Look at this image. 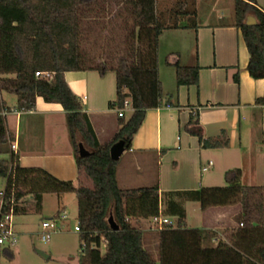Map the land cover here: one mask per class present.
Listing matches in <instances>:
<instances>
[{
	"label": "trees",
	"instance_id": "16d2710c",
	"mask_svg": "<svg viewBox=\"0 0 264 264\" xmlns=\"http://www.w3.org/2000/svg\"><path fill=\"white\" fill-rule=\"evenodd\" d=\"M96 1L0 0V92L14 94L17 110L22 112L31 111L36 98L59 105L65 113L76 167L92 182V188L76 187L43 169L22 168L11 153L9 161L0 160V179L5 183L0 212L27 214V197L39 212L44 195L73 194L77 202L78 264H264V186H241V171L234 169L225 173L223 187L171 191L162 197L158 184L122 190L115 177L117 162L109 157L110 147L119 140L126 150L130 148L148 110L173 106L171 96L163 101L161 95L158 41L164 31L179 29L180 20L193 21L195 0H178V10L169 21L156 15V0H132L136 46L131 57H119L110 67L94 68L101 76L109 70L115 73L116 96L108 108L119 111L126 101L131 108L127 119L118 118L113 139L103 145L98 143L81 101L64 81L65 73L91 70L80 64L78 16ZM246 16H253L256 25H245ZM234 19L248 52V74L254 80H264V12L255 0H234ZM174 66L177 87L198 85L197 67ZM36 73L52 77L44 79ZM255 105L264 114V94ZM184 130L197 137L202 149L228 146L225 132L215 139H204L193 118ZM6 144L0 115V152ZM79 144L89 153L87 157L78 156ZM182 202L198 203L202 210L239 205L237 226L227 232V240L213 246L214 232L186 228ZM158 216L173 218L176 224L156 232L155 260L135 224ZM109 217L118 231L110 229Z\"/></svg>",
	"mask_w": 264,
	"mask_h": 264
},
{
	"label": "crops",
	"instance_id": "0c3cea01",
	"mask_svg": "<svg viewBox=\"0 0 264 264\" xmlns=\"http://www.w3.org/2000/svg\"><path fill=\"white\" fill-rule=\"evenodd\" d=\"M106 1L108 8L111 0ZM255 2L264 12V0ZM225 5H230L232 12L228 13L229 9L223 8ZM91 23L90 30H96L95 21ZM178 25L179 29L164 31L158 41L161 95L163 101L171 96L173 106L146 112L130 148L121 155L115 168L116 182L122 190L158 184L162 197L171 191L214 188L203 186L200 173V168L204 167L200 164L203 154L213 152H222L228 159L239 161L238 166L230 170H240L241 178L248 164L256 177L264 175V114L261 107L255 105L256 99L264 94V80H254L248 74V52L240 31L234 26V0H195L193 21L184 18ZM180 41H186V45L189 41L193 43L192 60L186 64L182 63L179 48L185 45ZM176 46L181 51H176ZM176 63L180 67L198 68L196 87H177ZM94 68L65 73L64 81L81 101L97 141L103 145L113 139L118 128V111L108 108L116 96L115 73L109 70L101 76ZM2 93L8 92H0V115L5 123L7 144L0 152V160L9 161L13 153L22 168H40L58 180L71 181L76 187L92 188L91 180L76 167L63 109L56 104H46L41 98L45 105H40L36 98L31 111H18L17 100L9 107ZM13 110L19 113L14 114ZM130 114L127 108L124 117L127 119ZM191 118L197 122L204 139H215L225 132L228 146L202 149L197 137L184 130ZM183 203L192 202L181 203L188 228V210ZM160 209L164 207L161 205ZM239 213V205L200 209V226L196 229L214 232L216 237L212 244L215 246L217 241L226 240L218 234L219 230L234 229ZM147 222L150 221L140 220L135 224L143 233L145 247L146 233L139 225ZM7 254L12 257L9 251Z\"/></svg>",
	"mask_w": 264,
	"mask_h": 264
},
{
	"label": "rangeland",
	"instance_id": "374dc122",
	"mask_svg": "<svg viewBox=\"0 0 264 264\" xmlns=\"http://www.w3.org/2000/svg\"><path fill=\"white\" fill-rule=\"evenodd\" d=\"M177 1L156 0V15L164 19V21L173 19L174 12L178 10L175 7ZM106 2V0H97L92 5V8L89 7V9L79 13L78 16L80 64L86 68L115 65L119 57H131V53L136 46L132 0H111L108 8L105 7ZM223 8L225 10L229 9L228 13L232 12L230 5H225ZM91 21H95L96 24V30L94 31L90 30ZM186 41H180L185 45L184 48L179 47L182 51L177 46L175 49L176 51H181L183 64H186L188 60H192L191 56L194 50L192 41L187 42L188 45H186ZM2 96L7 106L11 107L15 104L16 97L14 95L2 93ZM38 101L40 105H45L41 99L38 98ZM203 155L200 161L202 166H206L208 162L212 163V166L206 172H202L200 168L203 186H225V172L234 166H238L239 161L228 159L222 152ZM154 164L153 169L156 170V163ZM251 170L248 164L243 177L240 178L241 186L263 185L264 175L256 177L255 173L253 174L254 171ZM4 186V181L0 179V191L3 190ZM25 204L28 213L14 215L12 219L14 231L18 235V244L9 251L12 257L0 247V264H78L80 249L79 235L75 231L77 227V202L75 196L67 194L63 195L62 198H58L55 195H45L42 209L39 212L34 211L32 200L29 197L25 199ZM183 204H186L188 210L187 227L199 228L198 213L201 209L200 206L198 203ZM63 213L66 218L59 219L58 216ZM172 221L176 223L174 219ZM43 222L54 223L58 229L42 230ZM139 228L144 229V233H146V248L152 257L157 260L156 236L154 233L158 230L150 222L139 225ZM228 231V229L219 230L218 234L227 240ZM45 232L51 233L47 242L41 240V234ZM37 251L50 256L49 260H44L40 257ZM101 252H104L103 247H101Z\"/></svg>",
	"mask_w": 264,
	"mask_h": 264
},
{
	"label": "built area",
	"instance_id": "2783aa9c",
	"mask_svg": "<svg viewBox=\"0 0 264 264\" xmlns=\"http://www.w3.org/2000/svg\"><path fill=\"white\" fill-rule=\"evenodd\" d=\"M36 77H40V78H44V79H50L52 77V74L49 73H36L35 74ZM127 108H130V105L128 104V102L126 101L124 103V108L118 111V118L124 117V113L125 110ZM131 110V108H130ZM14 114H18L19 112L16 110L12 111ZM5 114V111L2 113ZM11 149L14 150L15 147L12 145ZM212 166L211 162H208L206 166L202 167L201 171L202 172H206L208 170L209 167ZM3 197V193L0 192V200ZM0 207H1V202H0ZM59 219H65L66 216L65 214H62L60 216H58ZM13 215L11 210L7 213H2L0 212V247L3 249H7V250H12L13 248H15L18 244V236L16 234V232L13 229ZM173 218H169V217H162V216H158V217H153L151 218L150 224L152 226H154L156 228V230H160L162 227L165 226H170V227H175V224L172 221ZM47 229H54L57 230L58 228L55 226L54 223L51 222H43L42 223V230H47ZM75 231L78 232V228H75ZM51 236V233L49 232H45L41 234V240L44 242L49 241Z\"/></svg>",
	"mask_w": 264,
	"mask_h": 264
},
{
	"label": "water",
	"instance_id": "95a60500",
	"mask_svg": "<svg viewBox=\"0 0 264 264\" xmlns=\"http://www.w3.org/2000/svg\"><path fill=\"white\" fill-rule=\"evenodd\" d=\"M245 25L247 26H254L256 25V21L254 19L253 16H246L245 18ZM126 151V147L124 146V143L122 140H119L117 142H115L109 149V157L112 161L114 162H118V160L120 159L121 155ZM89 155V153L84 149V147L82 146V144L78 145V156L80 158H84L87 157ZM108 225L110 227V229L112 231H118V226L116 225V223L114 222L112 217H109L108 219ZM37 254L42 257L44 260L48 259V256H46L45 254L37 251Z\"/></svg>",
	"mask_w": 264,
	"mask_h": 264
}]
</instances>
